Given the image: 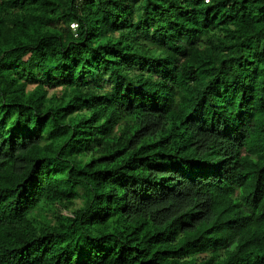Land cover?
I'll list each match as a JSON object with an SVG mask.
<instances>
[{
    "label": "trees",
    "instance_id": "obj_1",
    "mask_svg": "<svg viewBox=\"0 0 264 264\" xmlns=\"http://www.w3.org/2000/svg\"><path fill=\"white\" fill-rule=\"evenodd\" d=\"M0 264H264V0H0Z\"/></svg>",
    "mask_w": 264,
    "mask_h": 264
}]
</instances>
